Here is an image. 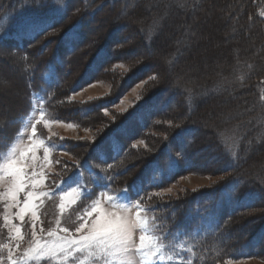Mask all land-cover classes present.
<instances>
[{
  "label": "trees",
  "instance_id": "16d2710c",
  "mask_svg": "<svg viewBox=\"0 0 264 264\" xmlns=\"http://www.w3.org/2000/svg\"><path fill=\"white\" fill-rule=\"evenodd\" d=\"M249 1L251 2L250 7H252L251 17L254 22L261 9H253V5L258 6L264 0ZM38 2H42V0H0V33L5 31L8 33L4 36L5 43L10 39L11 43L19 45L20 38L16 34L18 24L23 18L50 15L44 10H36ZM128 4L125 0H64L60 6L65 11L62 14H55L51 20L58 31L41 39L38 34L28 40L29 43H32L40 39L38 43L29 47L31 51L25 48L23 52L28 60L26 62L27 69L30 70V75L32 69L33 74L25 80L26 87L31 84L34 87L35 84L37 85L32 90L46 100L44 108L46 115L52 118L50 120H58L67 126L71 124L73 128L87 129L89 125L84 120L93 115L100 116L104 113L102 108H107V111H110L117 105L118 103L115 102L124 95V92L121 91L123 86L134 87L152 76L155 78L161 76V70L158 71L154 63L151 62V58L155 57L150 51L146 52L148 56L144 53L131 58L122 57L129 50L149 47L152 41V39L149 40L143 36L141 32L142 35H138L134 41L127 38V33L132 29L128 27L127 22L132 20L135 30L144 26H139L141 25L140 16L135 11L138 10V0H135L130 8L129 15H133L132 17L122 13ZM256 10L257 12H255ZM104 14L113 19L111 25H106L103 32L99 31L97 27L92 28V25L98 23ZM72 35H75L76 38L71 41V45L68 47L66 44ZM3 43L0 39L1 49L4 48ZM68 54H77L84 60L82 67L72 69L68 67L69 69H65L64 74L59 68L67 58L65 55ZM142 57H146V65L136 62ZM118 64L126 65L128 69H117ZM67 74L71 78L69 83H67ZM100 81H119L117 91H113L114 97L102 96L87 101L73 98L87 86ZM158 83L159 86L153 87L152 94L143 98L144 105L136 112L138 116L133 115L126 120L135 119L141 124L140 119L142 118L139 135L134 137L133 142L136 140L148 141V133L156 131V126L159 127L158 124H172L174 127L180 125L176 127L177 130L173 129L168 133V139L163 144L162 150L160 148L151 156L146 155L145 161H143L145 169L143 172L140 171L141 178L145 171L156 177L152 185L149 186L148 192L142 197L146 208L156 210L149 214L150 221L154 220L157 230L168 228L177 238L176 244L184 245L179 249L180 257L190 262L193 261V264H227L232 260H245L252 257L264 260V186H262L264 183L259 181L254 184L255 182L251 181L246 172L249 167L244 169V173L243 168L246 164L241 160L243 154L241 147L236 157L232 153H225L227 159L231 160L233 164L223 169L225 179L221 183L218 182L216 186L197 191L189 201L178 198L171 201L165 199L168 197L166 195H161L162 200H157L158 195L155 193L163 191L186 173L203 174L214 171L212 170L214 168L210 166L204 169L194 167L199 158L205 157L199 154L203 149L201 146L198 147L197 142H202L203 138L199 123L194 120L195 116L197 118V113H201V106L195 105L194 97L186 102L188 96L186 90L182 92L175 85L163 86V81ZM114 88L116 87L113 86L112 89ZM253 88L255 89V86ZM182 90L184 91V89ZM144 111L147 114L143 117ZM184 112H189L186 118L181 116ZM45 118L47 119V117ZM126 121L118 122L122 123L119 126L113 125L103 139L120 132V128ZM169 121L171 123H168ZM36 129L40 136L50 140L51 145L59 146L61 151L64 150V154L56 156L60 158V173L62 169L67 168V172L71 167L86 161L87 155L77 153L75 152L76 148L71 147L74 145V141L68 142L70 140L68 138L59 139L51 136L43 123H40ZM140 135L142 136L140 137ZM227 136L231 138L230 135ZM170 142L180 145L179 152L170 145ZM181 150L183 151L181 152ZM217 151L218 149L212 150V152L206 150L202 153L210 157L214 156L212 153ZM132 153L131 150H128L125 158L119 159L116 163L113 173L118 188H123V182L131 180L124 176L130 170L135 169L131 168L132 165L127 166L128 157ZM177 153L181 154L182 159ZM63 155H69L74 160L67 161ZM173 159L179 161L175 166L172 164ZM69 165L72 166L68 167ZM148 168H151V172ZM63 175L64 173L58 175V178ZM134 180L126 186L139 187L143 185V183L141 185L134 183ZM166 180L167 182H165ZM54 209L49 206L50 213L43 217L41 226L45 229L54 226V220L58 215L57 210L54 211ZM2 210L0 205V213L3 215ZM2 215L0 224L3 223ZM180 224L186 225L190 229L184 228ZM239 224H244L248 228V232L244 236H234ZM4 230H0V236L5 235ZM27 241L24 245L27 244ZM2 243L4 242L0 240V244ZM39 264H52V262L42 260Z\"/></svg>",
  "mask_w": 264,
  "mask_h": 264
},
{
  "label": "rangeland",
  "instance_id": "374dc122",
  "mask_svg": "<svg viewBox=\"0 0 264 264\" xmlns=\"http://www.w3.org/2000/svg\"><path fill=\"white\" fill-rule=\"evenodd\" d=\"M125 1L129 4L122 13L129 15L135 0ZM138 2V10L135 11L140 16L141 25L139 26H144L135 30L133 21L127 22L128 27L132 28L127 33V38L134 41L138 35H142L141 32L143 36L149 40L152 39V41L149 47L129 50L122 57L131 58L144 53L148 56L146 52L150 51L155 57L151 58V62L154 63L158 71L161 70V76H157L155 79L151 77L145 79L135 87L123 86L121 91L124 92V95L120 99V103L107 111V114L93 115L84 120L89 125L88 131L74 130L61 122H49L45 129L51 136L59 139H71L68 142L74 141V145L71 147L76 148L75 152L87 155L96 150L99 141L103 140L113 125L119 126L122 123L118 122L131 118L133 115L130 113H136L144 105L143 98L147 95L150 96L153 87L159 86L158 82L163 81V86L175 85L182 92L186 90L188 93L186 102L194 97L195 105L201 106V113H197V118L195 116L194 120L199 123L203 138L202 142H197L198 147L201 146L203 149L199 154L205 157L199 158L194 167L204 169L210 166L214 168L212 169L214 171L203 174L186 173L163 191L158 192L157 200H162L161 195H166L168 197L165 199L171 201L177 198L189 201L197 191L216 186L218 182L221 183L225 179L223 169L233 164L231 160L227 159L225 153H232L236 157L240 147L243 150L241 160L247 165L243 171L249 167L246 172L251 181H254V184L259 181L264 183V43H262L264 41V1L258 6L253 5V9H261L254 22L251 17L252 7H250L249 0H138ZM132 16L129 15V17ZM111 21L113 19L104 14L98 23L92 25V28L97 27L99 31L103 32V28L106 25H111ZM26 48L31 51L29 46ZM24 49V46L18 48L14 43L5 44L3 49L0 48V133L2 136L4 133L8 135L10 131L12 133V127L16 121L15 115L21 113L26 106L25 80L30 75V70L26 66L28 60L23 54ZM65 56L67 58L59 68L64 74L65 69H69L68 67L70 69L82 67L83 57L77 56V54ZM145 60L146 57H142L136 62L146 65ZM148 60L150 59L148 58ZM117 69L125 70L128 69V66L118 64ZM32 75L31 69L30 76ZM69 82H71V78L68 75L67 83ZM118 82L93 83L73 98L81 101L97 99L102 96L112 98L115 95L113 91H117ZM113 86L116 88L112 89ZM38 106L39 103H37L36 109ZM122 109L125 111L122 112ZM188 115L189 112H184L181 116L186 118ZM30 117L32 119L29 120L34 122L40 115L34 112L30 113L28 118ZM130 120L132 122L129 124ZM130 120L126 123L135 133L140 124L135 119ZM28 126L23 129L16 145L13 146L17 153L27 147ZM158 126H156V131L148 133V141L136 140L133 142L134 135L131 132L121 137L118 144L102 146L108 151L111 147L120 146L121 154H124L127 151V144L132 142L129 149L133 153L128 157L127 166L132 165L131 168L135 169L130 170L124 176L131 180L123 182V188L144 169L145 156H151L160 148L162 150L163 144L168 139V133L173 129L177 130L176 127L180 125L174 127L172 124L165 123L158 124ZM227 135H230L231 138ZM170 145L179 152L180 145L172 142ZM216 149L218 151L212 153L214 156L207 157L202 153L206 150L216 151ZM177 155L182 159L180 153ZM63 158L67 161L74 160L69 155H63ZM95 164L98 168L106 167L104 157H97ZM48 170H52V168H47ZM61 171L63 172L65 169ZM72 174L70 170L66 173L69 177ZM80 182L83 185L91 183L90 178L85 181L80 180ZM126 199L123 198L122 202L127 203ZM100 201V207L105 212L121 211L110 206L106 193L101 195ZM0 205L3 207V204ZM53 208L58 212V206H53ZM26 220L28 223L25 228L31 231L30 215L25 216L24 221ZM40 221L37 222L38 235L41 227ZM15 222L20 223L19 220ZM238 227L234 236H244L248 232V228L244 224H239ZM25 228L22 227V234H25ZM3 229L7 235L6 237L5 235L0 236V240L6 243L8 232L2 223L0 230ZM27 240L22 242V250L27 248V244L24 245ZM3 255L0 253V257ZM171 264L183 263L176 260ZM227 264H264V260L257 258L239 262L230 261Z\"/></svg>",
  "mask_w": 264,
  "mask_h": 264
},
{
  "label": "snow or ice",
  "instance_id": "6c2138e0",
  "mask_svg": "<svg viewBox=\"0 0 264 264\" xmlns=\"http://www.w3.org/2000/svg\"><path fill=\"white\" fill-rule=\"evenodd\" d=\"M63 3L64 0L38 2L36 10H44L50 15L23 18L18 24L16 35L20 39H33L35 35L40 34L41 39L58 31L51 20L55 14L65 11L60 6ZM7 34V31L0 33V39ZM75 38V35L70 36L66 46L70 47ZM39 40L29 43V47ZM151 78L155 79V76ZM115 103H120V99ZM102 110L107 114V108ZM123 111L125 110L122 109ZM130 114L138 116L134 112ZM43 120L44 113L40 112V118L29 125L32 133L30 147L19 153L13 148L3 163H0V204H3L4 209L3 227L8 232L7 242L0 244V253L4 254L0 257V264H39L42 260L52 264H159L165 259L166 251L180 257L178 249L184 245L168 243L172 239L171 233L157 230L154 220L149 219V214L156 210L142 206L145 190L135 199H127V203L122 202V198H126L128 191L109 195L110 206L121 211L105 212L100 207V196L108 191L109 182L101 175H96L91 181L94 191L79 186H70V190H65L55 181L52 182L55 185L53 190L45 188L43 169L49 162V153L54 145L44 144L43 163L38 165L37 151L40 145L36 139V125ZM45 126L47 127V122ZM71 126L70 124L69 127ZM40 143L43 144V141ZM178 162L173 159L172 164L175 166ZM38 167L40 171H37ZM77 172L79 176L74 182L81 176V173ZM97 184L102 186L97 188ZM43 198L58 206V215L54 226L47 229L41 226L38 235L37 222L40 221ZM78 201L79 206L73 207ZM26 215H30L31 231L22 234ZM16 220H19L20 224H17ZM40 224L42 225L43 221H40ZM25 235L29 238L27 248L22 250ZM172 255L168 258L172 259ZM180 259L183 264H191L183 257Z\"/></svg>",
  "mask_w": 264,
  "mask_h": 264
}]
</instances>
